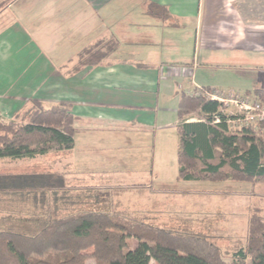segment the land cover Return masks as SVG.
I'll return each instance as SVG.
<instances>
[{"label":"crops","instance_id":"obj_1","mask_svg":"<svg viewBox=\"0 0 264 264\" xmlns=\"http://www.w3.org/2000/svg\"><path fill=\"white\" fill-rule=\"evenodd\" d=\"M245 1L0 0V117L11 119L31 99L46 108L72 103L77 130L73 148L65 151L80 149L79 137L88 148L99 131L145 133L160 175L152 172L162 178L165 130L175 131L177 160L182 93L208 88L255 99L252 91L264 87V20L248 19L240 8ZM151 2L166 6L171 18L149 14ZM109 37L119 48L107 63L66 74L81 49ZM249 69L259 72L257 78L240 74ZM79 161L65 159L73 168Z\"/></svg>","mask_w":264,"mask_h":264},{"label":"trees","instance_id":"obj_2","mask_svg":"<svg viewBox=\"0 0 264 264\" xmlns=\"http://www.w3.org/2000/svg\"><path fill=\"white\" fill-rule=\"evenodd\" d=\"M147 12L161 21L171 18L169 9L155 2L147 5ZM118 48L115 37L100 39L77 53L66 74L103 65ZM209 90L197 88L180 95L178 177L264 183V124L230 129L222 104L206 97ZM252 93L264 103V87ZM72 106L59 102L46 108L31 99L11 119L0 117V159L33 158L51 148H73L77 117ZM194 113L200 117L191 121ZM161 232L149 224L129 228L108 213L59 215L54 209L49 224L34 235L0 230V264H264V216L258 209L249 218L246 242H236L232 256L231 250L222 251L203 237ZM132 237L138 243L129 248L127 238Z\"/></svg>","mask_w":264,"mask_h":264},{"label":"rangeland","instance_id":"obj_3","mask_svg":"<svg viewBox=\"0 0 264 264\" xmlns=\"http://www.w3.org/2000/svg\"><path fill=\"white\" fill-rule=\"evenodd\" d=\"M240 8L248 19L264 20V0H246ZM240 74L255 79L259 72L249 69ZM220 110L235 117L233 108ZM190 115L191 121L200 117L197 113ZM231 124L232 130L244 126ZM95 133L88 148L79 137L75 147L80 149L71 154L55 147L21 163L0 159V230L34 235L49 224L54 209L59 215L103 212L129 228L149 224L162 232L203 237L222 251L231 250L228 255L232 256L234 244L246 242L254 209L264 216V183L178 178L173 150L176 134L172 129L164 131L167 151L160 163L162 178L152 172L158 169L160 175L148 135L119 128ZM126 136L129 141L124 140ZM71 155L80 160L75 168L65 162ZM69 170L72 175L62 174ZM82 172L86 176L83 181ZM103 180L113 181L114 188H98L97 182ZM127 242L133 248L138 240L132 237Z\"/></svg>","mask_w":264,"mask_h":264},{"label":"built area","instance_id":"obj_4","mask_svg":"<svg viewBox=\"0 0 264 264\" xmlns=\"http://www.w3.org/2000/svg\"><path fill=\"white\" fill-rule=\"evenodd\" d=\"M205 95L219 101L225 110L233 108L232 114L235 117H228L227 123L238 125L264 124V103L249 96L229 95L226 96L220 91H207Z\"/></svg>","mask_w":264,"mask_h":264}]
</instances>
